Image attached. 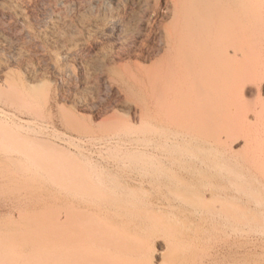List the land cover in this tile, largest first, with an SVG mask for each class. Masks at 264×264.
Segmentation results:
<instances>
[{
	"label": "rangeland",
	"instance_id": "374dc122",
	"mask_svg": "<svg viewBox=\"0 0 264 264\" xmlns=\"http://www.w3.org/2000/svg\"><path fill=\"white\" fill-rule=\"evenodd\" d=\"M204 1L218 6L216 14L228 18L223 21L227 28L234 22L231 15L241 20L243 84L234 90L228 77L233 89L222 100L225 108L218 104L220 108L209 110V129L205 115L199 114L195 124L203 121L205 131L169 140L184 124L159 120L153 89L160 84L154 88L149 77L157 74L162 83L172 78L169 70L176 68L178 56L167 37L183 1L0 0V248L20 233L22 221H59L67 204L60 188L63 176L88 170L102 186L113 187L107 201L141 212L143 224L129 229L128 242L142 238L149 223L168 221L171 216L158 214V206L181 195L193 206L239 208L247 225L235 234L230 222L208 227L182 216V226L205 237L189 246L187 262L180 264H264V236L258 237L259 247L250 244L254 234L264 231V146L252 164L242 143L249 129L243 126L247 115L252 122L254 111L264 117V0H242L238 8L235 0ZM225 38L218 45L231 50L232 35ZM255 127L248 134L257 131V140L262 136L264 142L263 121ZM227 135L226 145L206 148ZM137 137L145 138L144 143L128 142ZM190 173L209 175L211 184L176 185ZM221 177L226 181L220 182ZM220 183L226 195L209 201ZM242 188L247 193L239 198ZM73 206L89 212L84 203ZM255 207L262 212H250ZM164 247L154 246L152 264ZM4 261L0 258V264Z\"/></svg>",
	"mask_w": 264,
	"mask_h": 264
},
{
	"label": "bare ground",
	"instance_id": "6f19581e",
	"mask_svg": "<svg viewBox=\"0 0 264 264\" xmlns=\"http://www.w3.org/2000/svg\"><path fill=\"white\" fill-rule=\"evenodd\" d=\"M181 1L183 2L177 7L173 19V27L168 32L167 37L169 41L167 44L170 45V49L172 46L176 56H178H174L177 58L175 61L177 63L175 64L176 68L169 70V73L173 71L172 78H168V82L165 83L164 81L162 83L164 78L161 76L158 77L159 75L156 74V76L154 75L155 77H149L150 75L147 74L151 78V82L154 81L152 84L150 82L151 85L157 82L160 84H156L157 87L160 86L159 90L153 85L156 88L153 91L157 92V95L155 94L156 92L153 95L158 96L156 111L159 120H167L173 123L179 120L184 124L182 129H176L172 136L170 135L171 138L169 140H178L180 136L184 137L185 140L192 138L197 135L196 132L199 129L203 131L204 128L202 126L204 123L205 129H209L208 119L205 118L208 117L209 110L214 106H217V108L224 107L222 106L224 104L222 100L226 98L225 94H227V91H232V81H234V90L238 86L242 87L241 84H243L241 81L243 79L241 78V76L243 77L241 62L244 56L240 46V44L242 45V34L239 16L234 17V15H231L234 18H231L234 22L231 27L227 28V24H223V21L225 20L224 22H226L228 18L223 20L224 17L218 16L220 15L217 11L218 6H209L204 0ZM235 1H239V3H235L236 8H238L239 5L237 7V4H240L242 0ZM236 15L239 14L236 13ZM228 35H232L234 45L230 46L231 50L225 51L218 43L220 39H227L225 37ZM228 39L231 38L228 37ZM227 59H230L229 65ZM228 77L233 80L229 81ZM220 102L223 103L220 104ZM145 112L144 115L146 117L148 115L153 116L151 111H149L148 115ZM199 114L205 115L204 123L199 117L203 124L197 122L198 125H202L201 128L195 124V119ZM253 115V122L250 121L248 115L243 121V126L247 127L246 129L249 126V129L248 131L246 130L247 133L245 132L244 140H241L243 148L249 150V157L246 158L251 159L252 164L256 160L258 151L264 146L262 145L264 142L261 140L263 137H260V141L256 138L257 131L253 135L248 134L255 130L259 120L264 123V117L261 113L254 111ZM145 116H142V118ZM153 118L156 120V115ZM144 139L137 137L130 139V141L128 140V142L132 145H141L144 143L141 140ZM224 139L226 140L219 141L215 139L212 144L208 142L211 145H206V148L215 151L214 144L219 146L226 145L229 140L228 135ZM152 140H145V142L148 141L149 143ZM142 157L141 159L146 160L144 156ZM147 157L149 156L147 155ZM167 161L172 163L170 160ZM42 168L40 167V170ZM43 171L41 170V172ZM62 180L60 188L65 192L67 200L65 215L59 221L51 218L45 220L30 219L25 220L26 222H20L17 225L20 233L14 239H9L0 248V258L5 260L7 264H152L150 259H153L154 246L161 243L165 247L163 251L158 253L159 261L157 260V264H180L189 257L192 251L189 246L195 240H202L200 238L202 236H197V231L195 232L194 228L181 225L180 218L182 216L194 217L197 223H203L208 227H212L215 223L230 222L235 234L242 226L247 225V222L243 220L242 210L239 208L229 209L221 203L214 206H193L180 195L178 197L183 201L176 199V202L173 203L160 204L158 211L154 209L158 214L166 213L170 215L171 217L168 221L164 223H149L147 232L142 238L134 242L130 240L128 242L127 234L129 229L143 224L141 212H133L130 206L124 202L111 203L107 201L109 189H113V187L102 186L98 183L92 171L76 170L69 172L65 177L63 176ZM211 180L212 178L209 175L190 173L178 180L176 185L189 189L194 186L193 183L197 184L198 182L210 185ZM136 181L143 184L141 180L135 179ZM225 181L226 178L221 177L220 182ZM195 189V192L198 193V188ZM246 193L245 188L239 189V198ZM224 195H226V189L223 183H220L210 191L208 195L209 201L221 199ZM75 202L84 203L89 212L90 210L92 211L89 213L84 209L74 207L73 203ZM249 210L253 214L262 212L258 207ZM84 214L91 215L94 219L85 218ZM253 221L254 219L251 218L249 223ZM202 229L205 230V228ZM202 234L204 233L202 232ZM259 236L263 237L264 231L251 237L250 244L253 247H259L258 242L261 241L258 238ZM238 243L240 246V242ZM260 246L262 247L261 250H264V243ZM248 249L251 248L248 247ZM240 254L242 255V252ZM221 257L223 258V256Z\"/></svg>",
	"mask_w": 264,
	"mask_h": 264
}]
</instances>
